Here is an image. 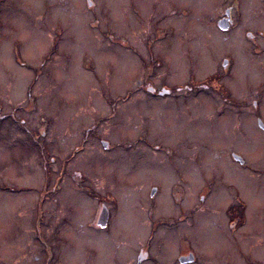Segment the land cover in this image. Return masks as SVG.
Returning a JSON list of instances; mask_svg holds the SVG:
<instances>
[{"label":"rangeland","instance_id":"obj_1","mask_svg":"<svg viewBox=\"0 0 264 264\" xmlns=\"http://www.w3.org/2000/svg\"><path fill=\"white\" fill-rule=\"evenodd\" d=\"M243 1L240 9L249 19L255 17ZM220 5L218 0H0V264H112L110 253L115 244L131 241L140 245L145 241L141 226H147L144 210L149 206L161 219L187 216L188 207H170L167 172L155 162L162 154L149 143L150 138L157 139L155 144L165 149L163 142L170 143L176 127L162 130V138H153V134L149 140L144 138L148 146L134 148L132 141L141 137L139 130H147L144 119L158 117L153 112L160 113L162 127L174 112L173 96L161 99L145 89L149 82L157 91L165 87L173 92V86L185 79V62L183 72H178V63L185 61V56L183 49L181 54L177 51L176 32L189 26L212 32V42L200 47L206 59L214 58L218 50L236 49L229 40L223 41L209 21L223 10ZM241 20L244 23L242 15ZM251 23L264 28L260 18ZM156 25L159 36L169 32L160 42L152 41L154 55H150L148 43L157 35ZM245 50L237 46L236 52L247 83L240 78L239 69L236 74L237 84L250 91L243 94L249 111L243 131L238 133L248 140L237 135V149L251 165L262 167L264 144L256 118L264 121V105L254 113L251 102L256 98L257 80L253 62L257 58ZM199 65L194 69L202 78L207 63ZM148 70L149 81L145 78ZM94 124L87 150L73 151ZM154 128L147 133H153ZM96 136L115 148L102 150ZM189 141L187 151L177 147L176 152L198 156L197 141ZM67 153L82 159L68 166L66 178L74 177L73 171L80 172L91 179V189L101 197L109 194L105 192L108 186H124L110 194L116 202H107L111 207L107 229L93 226L90 219L98 202L86 200V194L79 192L71 179H65L64 193L55 176L48 173L47 180L43 178V167L59 168V156ZM129 163L138 167L130 170ZM231 168L227 171H233ZM229 180L226 186L233 193L212 195L209 209L201 204L196 180L186 198L179 200L184 204L190 197V204H201L194 218L205 224L207 219H223L218 206L232 201L235 192L247 205L250 220L255 216L264 219V189L258 185V193H253L254 185L243 182L244 178ZM76 185L81 186L78 178ZM150 186L159 189L153 200ZM79 230L82 233H77ZM174 235H165L167 245L175 244Z\"/></svg>","mask_w":264,"mask_h":264},{"label":"flooded vegetation","instance_id":"obj_2","mask_svg":"<svg viewBox=\"0 0 264 264\" xmlns=\"http://www.w3.org/2000/svg\"><path fill=\"white\" fill-rule=\"evenodd\" d=\"M220 1V8L224 6L223 10L217 16L209 18V21H212L213 30L215 29L221 34L223 41L229 40L235 44L233 49H236L218 50L214 58L206 59L205 52L203 53L200 47H205L212 42V32L206 30L200 32L192 26L176 32L174 43L178 53L183 49L182 54L185 56L183 58L185 61L178 63V72H183L185 62L187 65L184 74L185 79L183 78V81H178L175 87L173 86V92L165 87H161L157 91L149 82L145 89V92L161 99L173 96L176 102L174 112L165 119L166 125L164 127H162L163 122L160 120V113L153 112L158 116L156 118L149 113L152 119H144L148 125L147 130L145 132L139 130L141 137L133 138L132 141L134 148L148 146L145 139H148L151 134H153V138L155 136L162 138V130L167 131L172 125L176 127L175 133L171 134L170 143L163 142L165 149L155 144L157 139L152 141L150 138L148 140L151 149H157L162 154L157 156L155 162H157L160 170L167 172V180L170 186L168 194L171 197L170 207L179 209V207L183 208L184 205L188 207L189 212L186 217L171 220L158 218L151 206L146 208L144 220L148 223L147 226L145 224L141 226V230H144L142 235L145 234L146 236L145 241L138 245L136 242H131L130 236H128L127 240L130 242L124 245L115 244L110 253L112 264H264V219L255 216L250 220L246 215L249 209L245 202L240 199L239 194L234 192L232 201H225L222 204L223 207L218 206L222 208L221 211L218 209V212L222 214L223 219L217 221L207 219L204 224L203 221H197L194 218L195 213L202 207L201 204H204L208 209L210 206L212 207L211 201L214 200L212 195L217 196L221 192L225 195L226 193L228 195L233 193V190L229 191L230 187L227 188L226 186L230 184V178H233L235 182L244 178L243 182L247 181L250 185H254L253 193H258V185L264 189V164L262 167L251 165L237 149V135L241 137L238 133L243 131V119L249 111V109L246 110L249 106L243 94H248L250 91L246 86L237 84L236 74L239 69L240 78L244 83H247L245 69L242 68L236 52L237 46H240L242 51L246 49L248 55L252 54L257 58V61L253 62L257 80L255 81L257 84L255 85L256 98L252 100L251 106H253L255 114L259 113L260 107L264 105V103H260L264 96V28L255 27L251 22H255L259 18L264 21V0L243 1L254 12L255 17L251 19H249L247 12L244 14L243 10L240 9L242 0H218V2ZM88 4L89 7L93 6L91 3ZM241 15L245 19L243 21L245 24L242 23ZM194 20L199 22L200 18L196 17ZM157 26H155L154 31L157 35L148 43L151 45L150 51L148 49V52H151L150 55H154L152 41L160 42L161 38L169 32L165 31L159 36ZM183 32L187 34L182 35V39H180ZM182 43H187V45L184 46ZM194 53L198 55L197 58ZM202 61L207 63L205 69L207 74L201 78L199 71H196L194 67H200L199 64ZM211 67L213 70L210 72ZM149 75L150 71L148 70V75L145 76L147 81L151 79ZM180 78L182 79V77ZM94 126L95 124L91 125L92 128H87L78 145L74 146L73 151L80 153L87 150L85 145L90 142L89 132H92ZM153 126L155 127L153 133H147L148 129ZM256 127L263 138L261 143L264 144L263 119L256 118ZM158 130H160V135L157 134ZM41 135L44 136L43 133ZM96 137L102 150L111 152V148L114 146L108 144L104 137ZM244 137L246 136L243 133L241 139L247 142L248 139ZM190 139L197 141L198 156H181V153L176 152V148L182 147L184 151H187ZM57 147L61 148L58 145ZM70 153L59 156V168L56 169L52 166L51 170H47L44 166L43 178L47 180V177L55 176L56 184L60 183L58 185L61 187L60 192L64 190L65 179H71L76 189H80L79 192L83 191L86 194L85 198L88 197L86 200L91 204L98 202L94 205L95 208L93 207L96 213L94 212L90 219L93 226L101 230L107 229L111 216V207H108L107 202L112 204L116 202L110 194H117L114 193L113 189L121 191L124 186L111 188L105 184L109 190L105 192L109 194L101 197L89 185L91 179H85L80 172L73 171L75 176L66 178L65 173L68 171V166L82 159L72 157ZM128 166L130 170H133L138 167V164L129 163ZM228 167L233 169V171L229 170L232 172H230L231 176L227 173L229 172L227 171ZM235 175L236 177H234ZM77 178L80 179V187L76 185ZM193 180L197 181L195 185L199 188L198 191L201 190L202 192L201 204L199 206L190 204L188 202L190 197L187 198L186 203L181 204L179 199H185L189 194ZM86 186H88L87 189ZM140 191L144 193V191ZM63 192L65 193V191ZM158 192V187L150 186V198L152 200ZM178 192H180L179 196L181 197H176ZM101 200L103 201L100 202ZM80 232V230L77 231V233ZM169 233L176 235L174 245H167L164 240L165 235ZM199 233L202 234L199 236ZM134 234L136 235V233ZM125 235H129V233L127 232Z\"/></svg>","mask_w":264,"mask_h":264}]
</instances>
